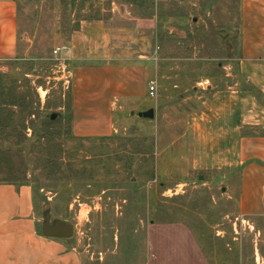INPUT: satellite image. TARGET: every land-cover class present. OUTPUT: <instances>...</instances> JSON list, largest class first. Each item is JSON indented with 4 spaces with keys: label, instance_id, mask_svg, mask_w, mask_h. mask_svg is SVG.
Segmentation results:
<instances>
[{
    "label": "rangeland",
    "instance_id": "obj_1",
    "mask_svg": "<svg viewBox=\"0 0 264 264\" xmlns=\"http://www.w3.org/2000/svg\"><path fill=\"white\" fill-rule=\"evenodd\" d=\"M19 9L21 52L0 68V103L16 98L0 107V182L31 187L40 231L45 214L71 223L81 264H160L162 229L181 224L206 264H264V216L241 214L238 177L190 173L187 147L171 144L201 95L239 85L264 105L241 76L240 0H20ZM59 47L68 51L56 56ZM92 55L156 60L147 107L159 127L157 116L141 124L125 112L111 138L73 134L72 73Z\"/></svg>",
    "mask_w": 264,
    "mask_h": 264
},
{
    "label": "crops",
    "instance_id": "obj_2",
    "mask_svg": "<svg viewBox=\"0 0 264 264\" xmlns=\"http://www.w3.org/2000/svg\"><path fill=\"white\" fill-rule=\"evenodd\" d=\"M19 7L20 0H0V68L17 61L21 52ZM113 60L92 55L91 64L72 73L76 137L115 136L116 118L125 112L131 118L137 113L141 124L155 120L141 119L138 113L154 109L147 107L153 101L149 86L159 64L142 56L133 63ZM238 60L246 83L264 94V0H240ZM198 103L186 114L185 132L171 141L172 146L182 142L187 147L184 162L190 173L237 176L241 214L263 217L264 105L239 85L201 95ZM156 116L159 127L161 118ZM39 223L31 187L0 182V264H81L68 240L44 237ZM164 229L167 235L158 242L163 248L160 264H206L188 228L173 224Z\"/></svg>",
    "mask_w": 264,
    "mask_h": 264
},
{
    "label": "water",
    "instance_id": "obj_3",
    "mask_svg": "<svg viewBox=\"0 0 264 264\" xmlns=\"http://www.w3.org/2000/svg\"><path fill=\"white\" fill-rule=\"evenodd\" d=\"M55 117L56 116L53 115L52 119H55ZM138 117L145 120H154L155 110L150 109L146 112L138 113ZM42 234L47 238L70 240L74 236V227L71 223L63 220L51 222L50 215L45 214L42 224Z\"/></svg>",
    "mask_w": 264,
    "mask_h": 264
},
{
    "label": "trees",
    "instance_id": "obj_4",
    "mask_svg": "<svg viewBox=\"0 0 264 264\" xmlns=\"http://www.w3.org/2000/svg\"><path fill=\"white\" fill-rule=\"evenodd\" d=\"M3 90H4V86L2 85V77L0 76V94L1 95H3ZM254 92H256V94H257V96H258V99L261 101V95H262V93H260V92H257L256 90H253ZM11 92V91H10ZM9 92V93H10ZM4 96V95H3ZM9 96H10V94H9ZM11 97V96H10ZM3 99V98H2ZM5 99H6V97H5ZM14 101H12V100ZM11 99L10 100H4L3 99V101H1V103H0V107H2V108H5V107H7V106H9V107H12V106H16V105H13L14 103H15V101H16V98H12L11 97ZM10 183H16V184H19V183H17V181L16 182H10Z\"/></svg>",
    "mask_w": 264,
    "mask_h": 264
},
{
    "label": "built area",
    "instance_id": "obj_5",
    "mask_svg": "<svg viewBox=\"0 0 264 264\" xmlns=\"http://www.w3.org/2000/svg\"><path fill=\"white\" fill-rule=\"evenodd\" d=\"M66 51H68L66 47H59L54 51V54L57 56V55H61L63 52ZM156 91H157L156 83L151 82L149 86V95L151 98L156 96Z\"/></svg>",
    "mask_w": 264,
    "mask_h": 264
}]
</instances>
